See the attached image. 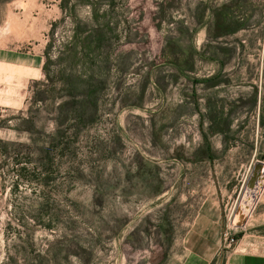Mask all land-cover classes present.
<instances>
[{
    "label": "rangeland",
    "instance_id": "374dc122",
    "mask_svg": "<svg viewBox=\"0 0 264 264\" xmlns=\"http://www.w3.org/2000/svg\"><path fill=\"white\" fill-rule=\"evenodd\" d=\"M225 4L247 27L216 40ZM214 69L239 88L228 153L195 115ZM258 86L264 0H0V264H177L202 210L222 258L225 205L264 162Z\"/></svg>",
    "mask_w": 264,
    "mask_h": 264
},
{
    "label": "crops",
    "instance_id": "0c3cea01",
    "mask_svg": "<svg viewBox=\"0 0 264 264\" xmlns=\"http://www.w3.org/2000/svg\"><path fill=\"white\" fill-rule=\"evenodd\" d=\"M244 20H248V18ZM224 72L225 69L218 72H216V69L211 71L212 76L203 82L206 86H204V94L200 98L195 84L193 101H198V107L196 108L198 113L195 115H200L202 123L208 126L204 128V133L211 137L221 138L220 143L216 145V149H219L218 151L221 153H228L232 146H228L225 139L227 138V132L213 127V122L227 120L229 121V130L235 126L238 118L234 116V111L239 103V88L235 86L234 89L232 85L228 87L226 83L218 80L220 74ZM228 90L237 92L235 97H228ZM253 97L255 110L250 113L251 117L249 119L258 121L256 131L264 130V87L258 86V90L253 92ZM201 101L204 104L200 103ZM202 105L204 106L203 111L201 110ZM207 144L212 152L213 146L208 141ZM212 158L204 157L203 160ZM221 223L220 210L210 212L202 210L199 212L198 219L193 220L185 233L183 245L186 251L182 260L180 258L177 264H264V219L259 217L249 225L247 223L245 227L241 228L242 234L238 237V241L230 251L226 252L223 259H221V253H219Z\"/></svg>",
    "mask_w": 264,
    "mask_h": 264
},
{
    "label": "water",
    "instance_id": "95a60500",
    "mask_svg": "<svg viewBox=\"0 0 264 264\" xmlns=\"http://www.w3.org/2000/svg\"><path fill=\"white\" fill-rule=\"evenodd\" d=\"M264 190V162H257L247 180L236 210L231 219V226L244 227Z\"/></svg>",
    "mask_w": 264,
    "mask_h": 264
},
{
    "label": "trees",
    "instance_id": "16d2710c",
    "mask_svg": "<svg viewBox=\"0 0 264 264\" xmlns=\"http://www.w3.org/2000/svg\"><path fill=\"white\" fill-rule=\"evenodd\" d=\"M211 9L213 16V20H211L212 22L211 29L214 31V38L216 40L222 36L234 34L237 31L247 27V20H244L245 18L242 17L241 14H237L235 8H233V5L225 4L219 9L217 8H211ZM73 109H75L74 111L87 110L86 108H81L83 110H78L77 107ZM225 125L227 128L229 125V121L222 120V121L213 122V127H215L216 129L224 130ZM207 146L208 149H210V146L208 144ZM205 153L201 152L199 155L203 157Z\"/></svg>",
    "mask_w": 264,
    "mask_h": 264
},
{
    "label": "built area",
    "instance_id": "2783aa9c",
    "mask_svg": "<svg viewBox=\"0 0 264 264\" xmlns=\"http://www.w3.org/2000/svg\"><path fill=\"white\" fill-rule=\"evenodd\" d=\"M243 188H244V183L241 186V190H240L237 198L233 202L227 203L225 205V210L224 211H225L226 222H225V226H224L223 232H222V234H223V246H222V249L223 250H222V258L221 259H223V256H225L226 252L230 251L233 248L234 244L238 241V238H236L235 232L233 230L235 228H239V229L243 228V227H234V226H231V224H230L231 219L233 217V214H234V212L236 210L239 198H240L241 193L243 191ZM252 213H253V211H252ZM250 217H251V215H250Z\"/></svg>",
    "mask_w": 264,
    "mask_h": 264
},
{
    "label": "bare ground",
    "instance_id": "6f19581e",
    "mask_svg": "<svg viewBox=\"0 0 264 264\" xmlns=\"http://www.w3.org/2000/svg\"><path fill=\"white\" fill-rule=\"evenodd\" d=\"M263 193V192H262ZM260 198V197H259Z\"/></svg>",
    "mask_w": 264,
    "mask_h": 264
}]
</instances>
